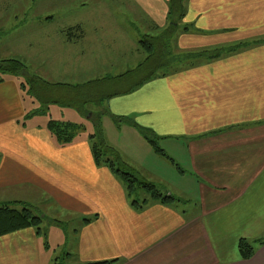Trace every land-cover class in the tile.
Here are the masks:
<instances>
[{"label":"crops","instance_id":"1","mask_svg":"<svg viewBox=\"0 0 264 264\" xmlns=\"http://www.w3.org/2000/svg\"><path fill=\"white\" fill-rule=\"evenodd\" d=\"M86 1L81 9L55 6L61 22L55 36L65 57L75 58L71 65L64 62L67 66L113 67L120 73L115 77L124 75L145 59L139 39L128 30L138 37L144 32L156 36L168 24L169 0ZM184 12L172 37L180 51L264 40V0H186ZM55 22L48 16L41 31ZM35 44L28 42L33 58ZM138 79L111 80L103 94ZM2 80L0 203L42 198L59 211L57 221L67 229L61 254L54 251L63 242L55 226L48 232L50 243H57L47 251L32 228L1 236L0 264H54L58 256L65 264H264V246L250 261L241 260L237 250L239 240L264 236V44L153 79L103 102L102 111L133 117L153 131L174 162L157 161L169 171L171 195L181 202L149 203L142 210L130 205L118 176L95 163L83 117L73 109L64 110L67 115L63 111L66 120L86 130L60 145L47 128L50 120L65 119L52 114L58 107L25 118L38 102L23 98L22 79L4 75ZM117 132L131 137L147 157L159 156L135 129L124 125Z\"/></svg>","mask_w":264,"mask_h":264},{"label":"trees","instance_id":"2","mask_svg":"<svg viewBox=\"0 0 264 264\" xmlns=\"http://www.w3.org/2000/svg\"><path fill=\"white\" fill-rule=\"evenodd\" d=\"M186 0H169L167 19V27L156 36H144V39L138 41V46L145 53V59L139 64L136 69L126 72L124 76L139 75V79L130 85L128 88H120L113 93L104 96L103 88L113 80L119 77L103 78L99 80L88 81L78 85L68 84H49L42 78L30 74L25 64L18 58L0 61V75H9L16 78H21L23 82L20 87L24 90L25 84L30 92V97L38 102V108L28 113L25 118L32 116H45L48 113L50 105L59 104L73 108L81 117H86L90 112V118L94 119V133L89 134L87 139L91 147L92 156L96 164L106 166L110 171L115 173L123 182L130 205L136 210L144 209L149 203H159L161 205H175L181 202L171 194H162L157 186L149 181H146L137 176V174L124 162L117 154L109 148L102 139L101 129L99 127L101 116L108 115L117 129L122 126H129L135 129L140 137L147 142L152 150L159 156L164 157L174 163L170 157L158 145L159 137L156 136L150 129L140 127L135 122L133 117H117L107 111L95 112L90 110L94 107L93 104L102 106L103 102L112 96L124 95L132 92L135 88L142 86L144 83L150 82L153 79L163 78L168 75L183 72L187 69L194 68L198 65L208 63L222 57L231 55L238 50L246 49L253 46L264 44V40L239 43L228 47H213L202 48L198 50L180 51L172 45V37L177 30L179 24L184 17V7ZM188 27H182V32H188ZM166 65V66H165ZM165 66V67H162ZM162 67V68H160ZM144 68V69H142ZM160 68V69H159ZM141 69V70H140ZM112 80V81H111ZM0 77V82H2ZM40 106V107H39ZM48 131L57 143L67 145L81 133L85 132V127L82 124L60 123L50 120L47 124ZM106 153L115 156L114 160L104 158ZM144 191L145 197L139 198L138 192ZM136 198H135V197ZM15 204V203H13ZM9 204L0 206V237L14 233L20 230L32 228L37 236L42 235L40 225L47 220L46 218L35 216L28 208L16 210ZM97 217H94L96 219ZM48 225H53L57 228H65L66 225L57 220H47ZM90 220H84L88 223ZM66 228L64 234L66 236ZM44 249L46 243H43ZM264 246V236L248 241L241 239L238 242L237 250L241 260H249L254 255L255 251ZM70 255L65 254V258ZM60 256L56 257L54 264H65L60 261ZM60 259V260H59ZM64 260V258H63ZM115 261L102 262L97 264H114Z\"/></svg>","mask_w":264,"mask_h":264},{"label":"rangeland","instance_id":"3","mask_svg":"<svg viewBox=\"0 0 264 264\" xmlns=\"http://www.w3.org/2000/svg\"><path fill=\"white\" fill-rule=\"evenodd\" d=\"M87 2L88 1L86 0H0V61L18 58L25 64L30 74L42 78L49 84L62 83L75 85L89 80L101 79L104 77H115L120 74L116 73L117 69L113 67H99L96 71H94L93 68L82 69L77 65L67 66L64 64V62H68L71 65L74 62L75 58L65 57L62 49H60L58 43L59 40L58 37L55 36L54 30L58 31L60 27L59 23L61 22H59L58 20L59 11L55 9V6L57 5V7H60V4L63 7H65L66 5H73V7L81 9L83 4H88ZM118 10L119 7H116L117 14L119 13ZM50 15L54 16L56 22L49 29H47L46 33H44L41 31L40 25H42L43 21ZM119 17L122 19H126L127 14L123 13L119 15ZM131 22L134 23L133 20H131ZM127 24L128 22L125 21V29H127ZM32 27L36 29V32L32 30ZM128 31L135 38L139 40L144 39L145 32L143 33L144 35H139L138 37V33L136 31H133V29L130 28ZM30 39L36 43L35 58L32 57L30 50H28V42ZM141 54L142 60L145 57V54L142 51ZM128 59L133 60V54L132 57ZM103 60L109 59H101V61ZM81 69L82 71H80ZM3 76L4 75H0L1 78H3ZM22 83L25 82L22 81ZM20 89L23 98H26L28 95H30V92H28L27 90L26 84L24 90L21 87ZM93 105L94 107H92V111H102L99 105ZM54 106L58 107V109L53 110L52 114L59 117L60 119L65 118L62 121H59L60 123L72 122L66 120L69 119V117H63L62 113L64 110H70L73 108L62 104H59V106ZM64 113L65 115H67V113L69 112L64 111ZM90 115L91 112L86 117L84 116L83 119L84 122H86V125L89 126V131L87 133L93 134L94 124H96L97 121L95 122L94 119H91ZM106 121L110 123V126ZM99 127L101 129L102 139L105 141L106 145L111 148L117 154V156L121 158L122 162H124L127 166L134 170L137 173L138 177L155 184L157 188L162 192V194H171L170 191L173 190V185L169 177V171L161 165L158 166L157 163L158 159H160L161 161H167L165 160L166 158H160V156H155L153 158L147 157L145 154H143L142 151L138 150L139 145L133 143L131 137L127 135H121L120 132H117L119 129L115 127L108 115L101 116ZM111 138L116 146L112 143ZM158 145L162 149V145L160 142L158 143ZM104 152L106 153L105 150ZM104 158L114 160L115 156L106 153L104 155ZM162 165H168V162L167 164L165 162ZM138 196L139 198L145 197L144 191H139ZM20 199H23V201H18ZM15 200H17V203H11L8 206H11L16 210L28 208L35 216H45L47 220L53 221L54 218L56 220H60L59 211L52 204H49L44 199L42 200V198L36 197V199L34 198L33 200L27 199V197H18ZM1 205L2 203H0V206ZM47 220H44L43 226H40L42 230V235L40 236V238L42 239V243H46V247L44 249L45 251L50 250L51 244L57 243V240L55 243H50L48 228L53 227V225L49 226ZM65 228L67 229V226ZM65 228H58L61 235L63 236V242L58 246L56 245L54 247V251L56 250L59 254H61L64 249ZM257 251H255L252 258L255 256ZM251 259L245 261H250Z\"/></svg>","mask_w":264,"mask_h":264}]
</instances>
